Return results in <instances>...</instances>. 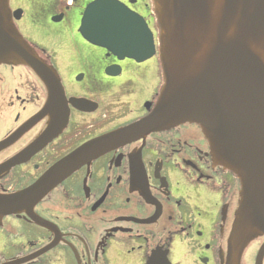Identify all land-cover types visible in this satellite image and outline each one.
I'll use <instances>...</instances> for the list:
<instances>
[{"label":"flooded vegetation","instance_id":"af4514ba","mask_svg":"<svg viewBox=\"0 0 264 264\" xmlns=\"http://www.w3.org/2000/svg\"><path fill=\"white\" fill-rule=\"evenodd\" d=\"M93 1L10 4L20 33L59 75L64 104L43 114L47 86L27 68L0 66V194L29 188L79 148L142 122L158 104V52L137 61L79 34ZM119 1L155 31L148 0ZM61 114L66 126L50 133ZM240 191L197 125L133 134L105 146L33 211L5 216L0 264H227ZM240 264H264V236Z\"/></svg>","mask_w":264,"mask_h":264},{"label":"water","instance_id":"95a60500","mask_svg":"<svg viewBox=\"0 0 264 264\" xmlns=\"http://www.w3.org/2000/svg\"><path fill=\"white\" fill-rule=\"evenodd\" d=\"M151 1L164 78L154 112L79 148L24 191L0 194V221L33 211L113 141L193 123L202 129L215 161L241 182L227 262L240 264L247 246L264 235V0ZM79 32L115 55L146 61L156 53L147 22L118 0L90 3ZM0 65L24 66L47 86L43 114L63 106L59 76L17 29L9 0H0ZM60 116L50 133L67 124L68 117L62 122ZM36 220L48 227L44 220Z\"/></svg>","mask_w":264,"mask_h":264},{"label":"rangeland","instance_id":"374dc122","mask_svg":"<svg viewBox=\"0 0 264 264\" xmlns=\"http://www.w3.org/2000/svg\"><path fill=\"white\" fill-rule=\"evenodd\" d=\"M22 2H24V0H10V4L12 5H16V4L18 5L19 3H22Z\"/></svg>","mask_w":264,"mask_h":264}]
</instances>
